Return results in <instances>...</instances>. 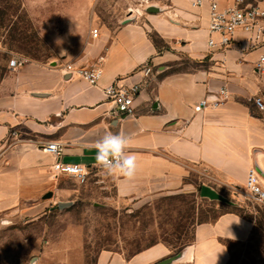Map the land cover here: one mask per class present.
Returning a JSON list of instances; mask_svg holds the SVG:
<instances>
[{
	"label": "crops",
	"instance_id": "0c3cea01",
	"mask_svg": "<svg viewBox=\"0 0 264 264\" xmlns=\"http://www.w3.org/2000/svg\"><path fill=\"white\" fill-rule=\"evenodd\" d=\"M214 1L223 9L237 0ZM243 1L264 7V0ZM192 2L156 1L152 6L158 12L125 20L113 33L102 30L85 57L101 69L96 87L77 76L65 79V65L25 62L2 76L0 220L18 210H35L27 204L46 198L52 190L62 191L60 176L52 171L56 159L44 152L46 145L58 143L62 163L86 166L95 174L101 169L95 143L109 131L126 133L128 151L137 157L134 177L116 175L119 199L177 189L193 168L240 189H245L253 171L264 190V110L254 104L255 98L264 104V69L256 68L264 56V37L255 43L239 30L228 49H210L209 1L200 7ZM150 33L165 47L156 46ZM146 68L151 70L147 75ZM112 83L139 88L133 116L112 112L113 105L102 93ZM202 100L207 106L195 112ZM217 100L221 104L213 106ZM253 229L248 219L226 212L212 223L196 225L191 243L177 255L158 244L129 263L176 258V264H227V244L247 242Z\"/></svg>",
	"mask_w": 264,
	"mask_h": 264
},
{
	"label": "rangeland",
	"instance_id": "374dc122",
	"mask_svg": "<svg viewBox=\"0 0 264 264\" xmlns=\"http://www.w3.org/2000/svg\"><path fill=\"white\" fill-rule=\"evenodd\" d=\"M156 1L166 0H0V79L18 57L56 68L80 61L90 66L87 50L102 30L113 33L125 20L152 13L148 8ZM93 30L98 32L95 38ZM150 35L158 47H165ZM115 181L116 175L104 169L83 184L60 176L62 191L52 190L27 204L35 210L4 216L0 264H130L136 251L158 244L175 255L191 243L196 225L212 223L226 212L254 225L247 242L227 244V264H264V206L248 196L246 187L222 184L205 169L193 168L177 189L123 200L117 197ZM202 187L220 199L203 197ZM59 203L70 205L58 208Z\"/></svg>",
	"mask_w": 264,
	"mask_h": 264
},
{
	"label": "built area",
	"instance_id": "2783aa9c",
	"mask_svg": "<svg viewBox=\"0 0 264 264\" xmlns=\"http://www.w3.org/2000/svg\"><path fill=\"white\" fill-rule=\"evenodd\" d=\"M209 1V24H208V42L210 49L226 50L233 43L234 34L242 31L250 36L252 42H261L264 37V7L259 5L245 4L243 0H237L236 3L228 8H219L214 0ZM204 0H193L192 6H202ZM97 30L92 31L93 37H97ZM26 61L20 57L14 58L9 62V69H15L23 65ZM256 68L264 69V56L260 57ZM63 70L69 73L71 77L77 76L84 81L89 87H96L101 76V69L98 65L78 66L67 63ZM150 69L146 68L145 74L150 73ZM105 100L113 105V113L121 116L134 115V99L139 93L137 86L125 88L116 83H112L102 91ZM225 98V90L220 92ZM221 100L212 102L213 106L221 104ZM254 104L260 110H264V104L260 98L254 99ZM207 106L205 100L200 101L194 108L195 112H200ZM44 152L53 156L56 161L52 166L55 177L69 176L79 183L86 182L90 171L86 166L77 164H64L60 161L62 155V146L58 143H50L43 148ZM99 168L103 169L99 166ZM246 189L248 196L258 204L264 206V190L258 184L257 175L251 171L248 176Z\"/></svg>",
	"mask_w": 264,
	"mask_h": 264
},
{
	"label": "clouds",
	"instance_id": "9594fccd",
	"mask_svg": "<svg viewBox=\"0 0 264 264\" xmlns=\"http://www.w3.org/2000/svg\"><path fill=\"white\" fill-rule=\"evenodd\" d=\"M130 137L123 131L107 132L95 143L96 162L107 173L132 178L137 171V157L128 151Z\"/></svg>",
	"mask_w": 264,
	"mask_h": 264
},
{
	"label": "water",
	"instance_id": "95a60500",
	"mask_svg": "<svg viewBox=\"0 0 264 264\" xmlns=\"http://www.w3.org/2000/svg\"><path fill=\"white\" fill-rule=\"evenodd\" d=\"M150 12H158L159 10L156 8V7H153L151 6V8H148ZM64 75H65V79H70L71 78V75L69 73H65L64 72ZM201 195L203 197H207V198H210L212 200H216V199H220V196H218L214 191H212L211 189L207 188V187H202L201 190ZM48 196H50V194H48ZM47 196V197H48ZM70 203H59L58 204V208H63V207H66V206H69ZM176 260V258H170L168 260H165L159 264H170V263H174Z\"/></svg>",
	"mask_w": 264,
	"mask_h": 264
},
{
	"label": "trees",
	"instance_id": "16d2710c",
	"mask_svg": "<svg viewBox=\"0 0 264 264\" xmlns=\"http://www.w3.org/2000/svg\"><path fill=\"white\" fill-rule=\"evenodd\" d=\"M150 36H151V35H150ZM151 38H152V37H151ZM152 40H153V38H152ZM153 41H154V40H153ZM154 43H155V42H154ZM155 44H156V43H155ZM156 46H157V45H156ZM234 213H235V212H234ZM236 214H238V213H236ZM238 215H239V214H238ZM217 218H218V217H217ZM217 218H216V219H217ZM216 219H215V220H216ZM215 220H214V221H215ZM214 221H213V222H214ZM153 246H154V245H150V246L147 247L146 249H149V248H151V247H153ZM184 247H185V246H184ZM146 249H144V250H146ZM181 249H182V248H181ZM181 249H179V250H181ZM144 250H142V251H144ZM142 251L138 250V251H136V252H135L133 255H131V256H134V255H136V254H138V253H140V252H142ZM176 252H177V251H176ZM178 253H179V251H178L175 255H177Z\"/></svg>",
	"mask_w": 264,
	"mask_h": 264
}]
</instances>
